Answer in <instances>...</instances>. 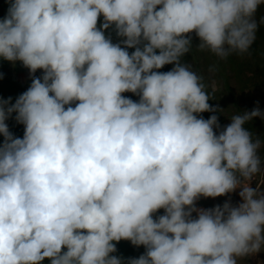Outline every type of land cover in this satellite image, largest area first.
<instances>
[{
  "label": "clouds",
  "instance_id": "clouds-1",
  "mask_svg": "<svg viewBox=\"0 0 264 264\" xmlns=\"http://www.w3.org/2000/svg\"><path fill=\"white\" fill-rule=\"evenodd\" d=\"M6 2L0 60L32 82L0 98V264H125L122 240L146 249L127 264H238L264 248V191L251 186L264 141L245 127L264 113L223 128L199 116L222 109L182 62L193 33L221 60L247 53L264 0ZM237 189V205L196 206Z\"/></svg>",
  "mask_w": 264,
  "mask_h": 264
},
{
  "label": "trees",
  "instance_id": "trees-1",
  "mask_svg": "<svg viewBox=\"0 0 264 264\" xmlns=\"http://www.w3.org/2000/svg\"><path fill=\"white\" fill-rule=\"evenodd\" d=\"M9 4L6 0H0V19L3 18V14L7 11ZM255 18L258 22V30L256 33V39L253 44L250 46L247 53L238 54L233 53L227 59L221 60L216 57L213 53L208 50L200 51L197 47L199 44V39L192 34L193 37V47L190 53L186 54L182 58V62L191 66V70L194 71L197 75L203 78L202 82L205 85V91L209 95L210 99L209 104L213 107L218 104H225L223 100L220 99L221 90L216 92H212L211 82H222L221 87L225 90L223 94V98H228L232 102H230L231 107L227 110L226 114L223 112L211 113L204 112L202 115L204 117L210 118L211 115H217L218 121L221 126H225L227 120L231 118L233 115L240 114L243 111H251L257 106V103L254 101H249L245 103H241L244 97L248 98L251 96L250 93L253 94V91H256L257 94L260 95L261 89L264 88V23L260 21L264 18V4H262L255 15ZM103 22V17H100L98 21V26ZM105 35L110 36L113 43H119L122 38L116 35V32L113 28H109L105 30ZM123 46V45H122ZM129 53L134 51L135 49H127ZM174 65H165L162 69H159L161 72L170 71ZM29 70L25 68L22 63L16 62L15 64L0 60V74H2V78H0V98L7 99L8 97L12 98V103L15 102L16 98L25 92L31 85L32 80L29 83V86L26 87L20 81H18L15 77V73L20 72H28ZM43 75V71L39 70L40 77ZM238 82L239 84L248 85V87L253 86V90L249 92H244L245 90H241V88L235 89L232 87V83ZM222 89V88H221ZM248 93V94H246ZM122 95L133 99L134 101H138L139 97L132 93H123ZM228 96V97H226ZM264 97V96H263ZM241 100V101H240ZM245 100V98H244ZM221 102V103H219ZM74 106V105H73ZM219 106V105H218ZM263 106V105H262ZM232 113L231 117L227 116L229 113ZM264 113V111H263ZM205 119V118H204ZM6 123L8 124L10 132L15 136L22 138L24 135V125L17 123L15 120V113H13L12 117H10ZM254 135H257L264 141V119L261 117H255L252 121L247 122L245 125ZM223 128V127H222ZM3 142V136L0 135V143ZM259 155L262 158V168H264V143H262L261 148L259 149ZM262 184L258 185L256 180H253V187L261 188ZM231 200V203L235 205L236 197L234 194L221 196L214 198V200ZM224 201V202H225ZM204 203V202H202ZM198 200L196 202L197 208H205L203 204ZM205 204V203H204ZM158 213V212H157ZM157 213L154 215V218L157 216ZM195 214V213H194ZM196 216V215H195ZM121 241L116 244L117 252L113 253V255H117L122 257L127 264L128 258H138L142 253L146 251L144 246L136 247L133 245L132 251L134 253L126 254L124 253L123 246H120ZM123 249V250H122ZM138 252V253H137ZM42 264V262H41Z\"/></svg>",
  "mask_w": 264,
  "mask_h": 264
},
{
  "label": "rangeland",
  "instance_id": "rangeland-1",
  "mask_svg": "<svg viewBox=\"0 0 264 264\" xmlns=\"http://www.w3.org/2000/svg\"><path fill=\"white\" fill-rule=\"evenodd\" d=\"M3 12H5L2 15L4 17V16H6L7 11H3ZM38 75H39V70H37V72L35 73V76H38ZM15 77H16V79L18 81H20L26 87L29 86V83L32 80V76L30 75L29 71L28 72L15 73ZM211 84L212 85H211L210 89H211L212 92H216L218 90H221L220 99L223 100L225 102V104L222 105V103L219 102V103H221V105L220 104H218V105H219V108L222 109L221 112H223V114L224 113L226 114L227 110L230 109V107H231L230 102H232V101L229 100V97L228 96H226V97H228L226 99L223 98V96H225L223 94V92H225V90L223 89V87H221L222 82L219 83V82L213 81V82H211ZM232 87H234L235 89H237V88H241V90L244 89L245 90L244 92H249V91H252L253 90V86L252 87L251 86L248 87V85L239 84L236 81L234 83H232ZM246 94H248V93H246ZM250 94H251L250 97H248V98L244 97L245 100H244V98H243L242 101L240 100L241 103L243 104L245 102L254 101L255 103H257V106H255V108L256 107H259L260 111L263 113V111H264V97H263L264 96V88L261 89L260 95L257 94L256 91H253V94L252 93H250ZM232 113L233 112L229 113L227 116H230L231 117ZM235 115H237V114L235 113ZM199 116H202L203 118L208 119L207 117H204L202 115V113H200ZM230 119L231 118H229L227 120L225 126L231 123V120ZM253 180H256L258 182V185L262 184L260 190L261 191H264V168H262L261 173H259V174H257L256 176L253 177ZM251 186L253 187V182H252ZM239 191L240 190L237 189L235 192L229 193V195H231V194L233 195L234 194V196L236 197L235 205H237V204H239L241 202V198H240V196L238 194ZM199 200H200L201 203L204 202L205 204L204 203H202V204L205 207H207V208H213L216 205L223 206V204L225 203L224 202L225 200L217 201V200H214V198H203V197H201ZM163 214H164V210L163 209H160L158 211V213H157V216L163 215ZM195 215H196V213L195 214L193 213V217H195ZM120 246L121 247L123 246L124 253H126V254L134 253L132 251V249H134V248H133V245L131 244V242L122 240L121 243H120ZM42 264H50V261L46 258L44 261H42ZM238 264H264V248H262V250L259 253H257L255 256L246 257L243 260H240L238 262Z\"/></svg>",
  "mask_w": 264,
  "mask_h": 264
},
{
  "label": "built area",
  "instance_id": "built-area-1",
  "mask_svg": "<svg viewBox=\"0 0 264 264\" xmlns=\"http://www.w3.org/2000/svg\"><path fill=\"white\" fill-rule=\"evenodd\" d=\"M144 253H145V252H144ZM144 253H142V254H144ZM142 254H141V255H142Z\"/></svg>",
  "mask_w": 264,
  "mask_h": 264
}]
</instances>
